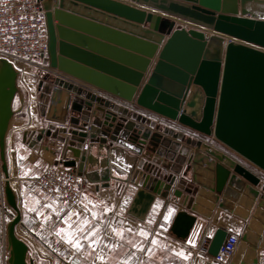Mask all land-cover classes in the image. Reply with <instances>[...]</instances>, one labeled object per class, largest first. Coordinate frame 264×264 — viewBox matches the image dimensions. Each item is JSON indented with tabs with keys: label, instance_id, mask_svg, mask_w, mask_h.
<instances>
[{
	"label": "water",
	"instance_id": "water-1",
	"mask_svg": "<svg viewBox=\"0 0 264 264\" xmlns=\"http://www.w3.org/2000/svg\"><path fill=\"white\" fill-rule=\"evenodd\" d=\"M129 1L136 6L119 0H39L45 11L49 67L213 137L264 174V20L229 15L219 12L218 6L182 0ZM175 19L194 27L180 26ZM18 77L16 67L0 58V161L5 200L15 212L7 225V263L34 264L28 245L17 234L22 216L7 162L8 133L20 94ZM45 98L46 120L55 126L47 136L58 138L56 155L61 164L90 182H101L103 188L117 187L119 193L141 174L142 189L130 208L140 219L145 218L155 196L166 199L173 190L185 208L178 212L171 228L181 239L189 235L195 214H202L199 203L204 198L218 202L223 196L220 207L232 212L228 202L232 186L241 188L246 181L259 187L261 201L234 261L238 264L251 243L249 259L242 264L258 263V249H264V241L260 243L264 183L259 177L214 145L169 128L152 132L148 126L154 123L151 120L90 95L69 80L55 78ZM182 141L196 152L181 177L179 171L165 177L141 160L148 148L184 163L187 158L180 152ZM69 153L72 158L67 157ZM98 170L103 174L96 175ZM190 171L191 186L187 180ZM194 185L202 189L197 191ZM247 190L255 200L260 194L249 186ZM248 215L246 211L242 217ZM256 219L263 222L255 226ZM227 235L224 229L214 233L208 251L211 257L218 254Z\"/></svg>",
	"mask_w": 264,
	"mask_h": 264
},
{
	"label": "crops",
	"instance_id": "crops-1",
	"mask_svg": "<svg viewBox=\"0 0 264 264\" xmlns=\"http://www.w3.org/2000/svg\"><path fill=\"white\" fill-rule=\"evenodd\" d=\"M122 1L126 4L129 3L130 5L136 6L129 2V0ZM182 1L192 4L203 3L208 6H218L219 12L221 11L226 12L229 15L264 20V0ZM55 24H57V22H55ZM45 61L48 63L47 58ZM55 72H46L38 69L19 71L18 86L21 94L19 101L14 106L15 114L10 123L7 139L8 170L11 177V184L16 191L19 207L21 209L22 220L20 224L22 226L26 218L30 219L31 225H29V227H31V229L26 225L25 227L28 233L31 232V235H33L34 231H38L37 235L39 236V242L37 243L36 247L38 248L39 252L48 251L46 247L47 244H45L40 239V237L43 239V237L47 235V232H50V229H52L50 227H53V225L47 224V222L37 219L32 212L28 211L25 205L28 204L33 208L37 207V205L34 203V199L37 197H39L44 202H51L53 200L37 190L31 182V179L46 169L52 167H64L59 160V155H56L58 149L60 148L58 138L55 139L47 136V131L54 132L55 130V126L48 122L45 117V112L48 108L47 101H45V97H47V90L50 88V86H53L54 79L60 77L80 85L90 95H96L86 84L70 80L66 77L60 76ZM82 98L84 100H89L88 95H83ZM116 104L123 107L118 103ZM148 126L152 128V132L158 133H161L165 128L159 126L155 122ZM41 131H44V134H41ZM38 137H40V139H38ZM147 149L148 148H145L143 154L140 156L141 160L143 159L146 163L145 165H148L151 170L155 168L156 171H159L165 177H171V175H175L176 171L180 172L179 177H181V175L186 171L191 154L196 152L194 147H191L182 141V151L180 152L186 156L187 160L184 161V163H179L176 162V160H170L165 155H161ZM67 157L72 158V154L69 153ZM76 172L78 173L77 170ZM101 174H103V171L101 170L96 172V175L98 176ZM192 175L193 174L191 171L187 174V180L189 181L190 186L192 182ZM262 176L263 178H261V182L264 183V174H262ZM86 180L87 182L84 186L82 194H88L89 199L94 202L103 201L104 204L110 208L109 213L103 214V205H98L97 207V211L101 212L105 219V222L100 225L101 229H103L101 235L107 233L105 242L117 245V247H115L113 250L98 247L95 252L85 248L81 252H76L67 245L59 242L55 236L56 251L61 254V256H56L58 258L56 262L59 264H101V261L96 259V256L99 254H103L104 256V264H122V261L124 260H129V264H218L211 259L209 254H193L192 249H196L205 237L212 238L218 229H224L228 233L231 232L237 234L241 242L242 237L250 226V223L263 195V192L259 187H254L246 181H244V186L241 188L232 186V195L229 199L227 198L229 205L233 209L232 212H228L227 210H224L220 207L223 196L220 197L218 202H213V200L208 196L204 198L203 202L199 203V208L202 211V214H195L196 222L187 236V238L192 237L195 241V246H193L187 243V238L181 239L172 232L171 228L178 212L180 210H185V208L180 205L179 198L173 195V190L170 191V194L166 199L158 195L155 196V200L152 205L158 204V207L155 211H153L151 206L145 218L140 219L131 213L130 208L137 191L142 189V182L144 179L142 178L141 174L138 175L135 183L127 182L125 187L120 190V193L117 187L103 188L101 186V182H90L87 178ZM247 186L255 189L256 191L259 190L260 194L256 200L251 197L250 192L247 190ZM192 187L197 191L202 189L198 185H194ZM252 199L254 200L253 202ZM126 200L127 203H125ZM250 202H252L253 205L250 207V209H248L247 204ZM84 203H87V201H84L81 195L78 204L71 209L80 212L82 211ZM169 206L174 209V213L172 215L171 222L162 228L161 225L164 224L163 214L167 211ZM41 211L45 210L41 208ZM246 211H248L249 215L248 218L244 219L242 216L245 215ZM48 215L49 217H52V220H55L52 212H48ZM149 219H151V223H149ZM255 222V226H257L260 225L263 220L256 219ZM55 223L56 222H54V224ZM93 223H95V221H93ZM108 224H111L112 227L124 228H127L130 225L136 226L137 228L145 227L152 234H159L157 237L159 244L150 254L147 253V248L150 246V241H141L145 245L144 250H134L128 241L140 239L135 235V232L131 234L126 232L124 240H119L111 234L110 229L107 227ZM262 241H264V228L262 229L260 243ZM251 246V243L247 244V249L242 252L240 259L238 260V264H242L244 260L249 259V249ZM180 248H183L185 253L188 254L187 260H182L175 256L173 249ZM238 248L239 247H237V250ZM158 253H162L163 257H165L161 262L159 261ZM263 254L264 249L259 248L257 252L258 261ZM7 255L8 247L4 245V253L2 256L3 264H5V261L7 263ZM45 256H48V254L45 253ZM235 256L236 255L234 254L227 264H235ZM46 261L49 262L48 257H46Z\"/></svg>",
	"mask_w": 264,
	"mask_h": 264
},
{
	"label": "built area",
	"instance_id": "built-area-1",
	"mask_svg": "<svg viewBox=\"0 0 264 264\" xmlns=\"http://www.w3.org/2000/svg\"><path fill=\"white\" fill-rule=\"evenodd\" d=\"M47 53L48 33L45 11L39 3V0H0V58L8 60L15 67L19 65L22 68L38 69L54 73L56 70L51 69L46 64L45 59L47 58ZM55 73L73 80L58 71ZM87 86L90 87L97 96L118 103L155 122L159 126L172 129L182 133L186 137L206 142L215 147L218 146L220 150L224 151L255 176L260 179L263 178V173L261 171L231 152V150L217 143L213 137L203 136L181 125L177 121L159 116L133 103L125 102L103 91L97 90L92 86ZM0 180L4 182L3 180L5 179L1 178ZM31 182L41 193L45 194L51 200L57 201L60 206L65 207L63 201L67 200L69 202L67 207L74 208L80 200L87 180L84 176H80L71 168L52 167L32 178ZM57 189L59 191H57ZM73 200L77 203H72ZM211 241V237H205L196 249H192V253L207 255ZM239 243L240 238L237 234L228 233L218 254L215 257H211V259L218 264H227L234 256ZM5 264L8 263L5 261ZM257 264H264V254L260 257Z\"/></svg>",
	"mask_w": 264,
	"mask_h": 264
},
{
	"label": "snow or ice",
	"instance_id": "snow-or-ice-1",
	"mask_svg": "<svg viewBox=\"0 0 264 264\" xmlns=\"http://www.w3.org/2000/svg\"><path fill=\"white\" fill-rule=\"evenodd\" d=\"M57 191H59L57 189ZM82 199L87 201L83 204L82 211L77 212L67 207L68 201H63L65 207H60L57 201L44 202L39 197L34 199V203L37 207L33 208L26 204L28 211L32 212L37 219L45 222H50L52 217H49L48 212H52L55 219L53 227L55 229V236L59 242L67 245L69 248L76 252H81L85 248L92 252H95L98 247L107 248L113 250L117 245L112 243H106L107 233L101 235L103 229L100 225L105 222L104 216L101 212L97 211L98 205H103L102 213L107 214L110 212V208L104 204L103 201H92L89 199L88 194H81ZM46 200V198H45ZM72 203H77L75 200ZM127 203V200L125 201ZM158 204H153V211L156 210ZM41 208L45 211H41ZM174 209L169 206L167 211L163 214L164 224L161 225L164 228L168 223L171 222ZM95 221V223H93ZM151 223V219H149ZM58 225V226H57ZM112 235L119 240H124L125 233H133L139 237L138 240L128 241L134 250H144L145 245L141 241H150V246L147 248V253L153 252L154 248L159 244L158 233L152 234L147 228L130 225L127 228L124 227H112L111 224L107 225ZM187 243L195 246V241L192 237L187 238ZM175 256L182 260L188 259V254L185 253L183 248L173 249ZM96 259L104 264L105 258L103 254L96 256ZM130 259V258H129ZM122 264H129V260L122 261Z\"/></svg>",
	"mask_w": 264,
	"mask_h": 264
},
{
	"label": "rangeland",
	"instance_id": "rangeland-1",
	"mask_svg": "<svg viewBox=\"0 0 264 264\" xmlns=\"http://www.w3.org/2000/svg\"><path fill=\"white\" fill-rule=\"evenodd\" d=\"M177 23H178V25L184 26L187 28L193 27L192 25H187V24H184L182 22H177ZM46 64H48V63H46ZM16 69L18 71L28 70V68H25V67L22 68L19 65H17ZM20 94L16 97L15 102H14V106L19 101ZM161 127H163V126H161ZM216 148H218V146H216ZM1 165H2V163L0 161V179L1 178L4 179L5 177L2 173ZM10 182H11V177H10ZM4 186H5V180H4V182H1V180H0V264H3L2 256L4 253V245H6L8 247L7 238H6L7 225L12 220L13 216H15V212L13 210H11L10 207L6 203L5 194H4ZM19 209H20V207H19ZM20 212H21V209H20ZM54 222H55V220L51 219V221L47 222V224L53 225ZM25 225L31 229V227H29V225H31V221L29 218H26V220H25L24 224H22V226H21V224L18 226L17 234L28 245V247H29V258L32 259L34 261V263H36V264H59L56 262V260L58 259L56 256H61V254L56 251V247H55L56 246V240H55V235H54V230H55L54 227H50L52 229H50V232L49 231L47 232V235L44 236L43 239H42V237H40V239L45 244H47L46 247H47L48 251L47 252H45V251L39 252L38 248L36 247L37 243L39 242V236L37 235L38 231H34L35 234L33 233V235H31V232L28 233V231L26 230ZM45 253H47L48 256H45ZM158 256H159L160 262L162 261L163 258H165V257H163L162 253H158ZM46 257H48L49 262L46 261Z\"/></svg>",
	"mask_w": 264,
	"mask_h": 264
},
{
	"label": "bare ground",
	"instance_id": "bare-ground-1",
	"mask_svg": "<svg viewBox=\"0 0 264 264\" xmlns=\"http://www.w3.org/2000/svg\"><path fill=\"white\" fill-rule=\"evenodd\" d=\"M119 1H122V0H119ZM124 1H128V0H124ZM123 2V1H122ZM130 2V1H129ZM129 4V3H128ZM177 22L178 21H181V20H178V19H175ZM181 22H183V23H186V24H188V25H191V24H189V23H187V22H184V21H181ZM194 27V26H193ZM199 29H201V28H199ZM211 33V32H210ZM5 179V178H4ZM4 181V180H3Z\"/></svg>",
	"mask_w": 264,
	"mask_h": 264
}]
</instances>
